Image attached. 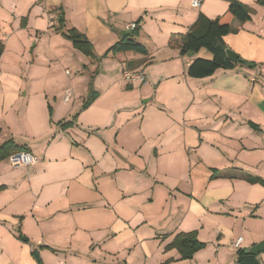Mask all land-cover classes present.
I'll use <instances>...</instances> for the list:
<instances>
[{"label": "crops", "instance_id": "obj_1", "mask_svg": "<svg viewBox=\"0 0 264 264\" xmlns=\"http://www.w3.org/2000/svg\"><path fill=\"white\" fill-rule=\"evenodd\" d=\"M236 1L252 9L251 20H233L222 41L242 63L192 79L187 66L211 54L181 57L169 40L199 14L221 16L227 0L195 8L191 0H0V143L12 139L36 159L31 167L0 162V264H38L32 252L40 264H237L236 239L242 250L264 242V5ZM61 14L94 57L54 31ZM128 24L148 55L104 56ZM88 64L95 98L83 108L87 92L77 85ZM132 72L144 82L126 81ZM145 80L155 91L135 90ZM161 80L165 107L181 109L182 123L168 109L152 139L151 99L142 110L137 102L155 98ZM166 162L179 167L173 179ZM192 231L204 247L190 260L164 250ZM257 259L264 264V253Z\"/></svg>", "mask_w": 264, "mask_h": 264}, {"label": "trees", "instance_id": "obj_2", "mask_svg": "<svg viewBox=\"0 0 264 264\" xmlns=\"http://www.w3.org/2000/svg\"><path fill=\"white\" fill-rule=\"evenodd\" d=\"M228 6L226 11L215 19H208L199 14L197 20L189 28L185 34L174 35L169 40L170 46H176L179 54L184 57L188 54L197 53L201 49L211 54L210 60L195 59L186 68V76L192 79H203L213 75L217 70H230L236 66V63H242L238 58L236 63L229 61L225 55L227 49L222 38L234 30L231 26L233 20L239 24H244L251 20L252 9L236 0H227ZM259 5H264V0H258ZM54 31L61 34L64 38L72 43V46L83 53L85 56L94 57L92 45L86 37L74 28H65L63 15L58 19V24L54 27ZM138 30L135 27L131 32L123 35L117 43L114 44L104 56L108 53L117 54L130 52L146 57L148 55L143 45L135 41ZM3 51V45L0 43V54ZM91 97L90 101L83 106L85 108L95 98ZM76 115L68 121L61 123L62 129L70 128L74 125ZM27 152L25 146H19L9 139L0 143V162L6 160L10 155ZM250 183H257V179H248ZM4 189L0 186V192ZM22 242H27L22 235H17ZM204 244L198 241L194 231L176 234L171 242L164 247L165 251L175 249L179 254V260H190L194 253L201 250ZM33 258L38 264L40 260L37 255L32 252ZM237 264H259L257 255L247 254L245 250L238 249L236 252Z\"/></svg>", "mask_w": 264, "mask_h": 264}, {"label": "rangeland", "instance_id": "obj_3", "mask_svg": "<svg viewBox=\"0 0 264 264\" xmlns=\"http://www.w3.org/2000/svg\"><path fill=\"white\" fill-rule=\"evenodd\" d=\"M101 62V61H100ZM116 63V62H115ZM83 64H86V63H83ZM156 64V63H155ZM154 64V65H155ZM91 65V64H90ZM89 64H88V69H86V71H84V79L83 80H81V81H79L78 82V85H77V87L78 88H80L81 90L80 91H82V89L85 91V92H87L86 93V98L84 99V103H86V102H88V101H90V99H91V95H93L92 93L94 92L93 91V88H92V82H93V79L95 78V77H93V75L95 74V72L94 71H92L93 70V67H91ZM104 65V64H103ZM110 66H111V64H110ZM113 66H115V64L113 65ZM108 66L107 65H104V68H103V66H102V68L103 69H106ZM155 67H158V65H156ZM152 68V71L153 72H159V71H157L156 70V68ZM159 67H161V66H159ZM70 67H68V69H69ZM90 68V69H89ZM72 73H73V77H74V74H77V73H75V70L74 69H69ZM63 72V68H61V69H57V74L58 75H61V73ZM113 72H117V70L116 71H113ZM118 73L120 74V72L118 71ZM132 73H138V72H132ZM63 75V74H62ZM96 75V74H95ZM94 75V76H95ZM121 75V74H120ZM66 79H68V77L65 75L64 76ZM86 77V78H85ZM88 80V82H87V80ZM125 79V78H124ZM123 78H122V80H124ZM85 80H86V82H85ZM126 80V79H125ZM158 80H160V79H158ZM61 81H63L64 82V84L66 83V80H64V78L61 80ZM127 81V80H126ZM63 82H62V84H63ZM145 82H146V80H145ZM161 86L159 87V90H158V94H157V96L154 98L153 96V94L151 93V95H149V96H146V97H143L142 99H140V101H138L137 102V106L138 107H141L140 109L142 110V108H144L145 107V102H146V100H149V99H151V103L153 104V106L151 107V108H153L154 109V111L153 110H149L148 111V109H147V114H146V117H145V119H147V120H149V128H150V131H151V134H152V139H157V137H156V132H155V128H154V124H156V126H158V125H160V124H162L163 123V121H164V118H165V116L168 114V109L170 110V112H171V115H172V117L173 118H175V120L177 119L180 123H182V117L180 116V113L179 112H181V109H179V108H177V107H174L173 105H171L170 103H168L169 104V107H168V109L165 107L166 106V99H168L167 97H169V96H167L169 93H167V89H168V87H165V86H167V81L165 80V81H163V80H161ZM58 84H59V82H58ZM134 84H136L135 85V90L136 91H140L141 89H145L148 85H149V87H151L150 89H153L154 91H155V89H156V83L154 84V85H151L150 83H149V81H147L146 83H144L143 85H138V82H134ZM74 87V86H73ZM85 87V88H84ZM63 88H64V85H62V87H61V89H60V92L57 94L58 95V97H59V95H60V93H61V91L63 90ZM67 88H69L68 86H67ZM59 89V88H58ZM170 89V88H169ZM170 91V90H169ZM151 92H153V91H151ZM129 93H131V91H129ZM133 97V96H132ZM110 100H113V99H116V98H118V94L117 93H113L110 97H108ZM138 98V97H137ZM154 105H163V107H164V110H166L165 112H161L159 109H157V110H155V107H154ZM177 106H179L178 104H177ZM179 107H181V106H179ZM150 108V109H151ZM166 108V109H165ZM163 109V108H162ZM179 111V112H178ZM143 117V113H138L137 115H136V125H138L139 124V121H140V119ZM147 122V124H148V121H146ZM25 140V139H24ZM27 141L28 142H31L29 139H27ZM18 142H22V141H18ZM35 148V147H34ZM165 167H166V169H168V176H170V178L171 179H173L174 178V176H171L172 174H175V172H177V170L179 169V167L177 166V163L176 164H174V163H171V162H166L165 163ZM163 167L162 166H160V169H162ZM163 170V169H162ZM171 179H170V183H171ZM168 182H169V180H168Z\"/></svg>", "mask_w": 264, "mask_h": 264}, {"label": "built area", "instance_id": "obj_4", "mask_svg": "<svg viewBox=\"0 0 264 264\" xmlns=\"http://www.w3.org/2000/svg\"><path fill=\"white\" fill-rule=\"evenodd\" d=\"M201 0H191V6L192 7H198L200 4ZM136 27L135 24H128L126 25V29L128 31H132L134 30ZM66 74H68V71H66ZM124 78L127 81H138L143 83L144 82V76L141 73H125L124 74ZM69 96V93L67 94V97ZM66 97V98H67ZM9 164L13 167H31L33 165L36 164V159L34 156H32L30 153L28 152H19V153H15L10 155L7 158ZM241 238L236 239L233 243H232V248L238 250L240 243H241ZM65 264V263H63Z\"/></svg>", "mask_w": 264, "mask_h": 264}, {"label": "water", "instance_id": "obj_5", "mask_svg": "<svg viewBox=\"0 0 264 264\" xmlns=\"http://www.w3.org/2000/svg\"><path fill=\"white\" fill-rule=\"evenodd\" d=\"M225 55L227 59L233 63H236L238 60V56L229 49H225ZM243 65H245L246 67L252 66L248 62H243ZM245 252L251 255H258L260 253H264V242H261V243L253 245L252 247H249L248 249L245 250Z\"/></svg>", "mask_w": 264, "mask_h": 264}]
</instances>
